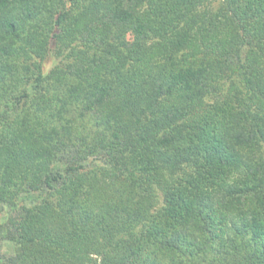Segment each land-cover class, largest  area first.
Returning a JSON list of instances; mask_svg holds the SVG:
<instances>
[{
	"label": "trees",
	"instance_id": "trees-1",
	"mask_svg": "<svg viewBox=\"0 0 264 264\" xmlns=\"http://www.w3.org/2000/svg\"><path fill=\"white\" fill-rule=\"evenodd\" d=\"M0 264H264V0H0Z\"/></svg>",
	"mask_w": 264,
	"mask_h": 264
},
{
	"label": "rangeland",
	"instance_id": "rangeland-1",
	"mask_svg": "<svg viewBox=\"0 0 264 264\" xmlns=\"http://www.w3.org/2000/svg\"><path fill=\"white\" fill-rule=\"evenodd\" d=\"M2 244V248L7 251V252H12L13 248L12 245L9 244L8 242L4 241L1 243Z\"/></svg>",
	"mask_w": 264,
	"mask_h": 264
}]
</instances>
